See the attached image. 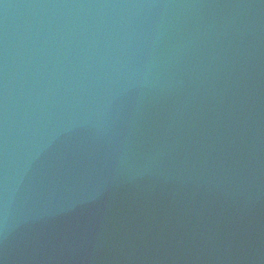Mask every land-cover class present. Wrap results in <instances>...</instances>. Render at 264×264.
<instances>
[{
    "label": "water",
    "instance_id": "water-1",
    "mask_svg": "<svg viewBox=\"0 0 264 264\" xmlns=\"http://www.w3.org/2000/svg\"><path fill=\"white\" fill-rule=\"evenodd\" d=\"M0 264H264V0H0Z\"/></svg>",
    "mask_w": 264,
    "mask_h": 264
}]
</instances>
